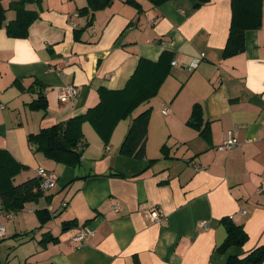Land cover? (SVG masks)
Instances as JSON below:
<instances>
[{
  "label": "crops",
  "instance_id": "crops-1",
  "mask_svg": "<svg viewBox=\"0 0 264 264\" xmlns=\"http://www.w3.org/2000/svg\"><path fill=\"white\" fill-rule=\"evenodd\" d=\"M11 1L1 2L0 149L23 167L14 185L37 178L39 168L56 183L19 212H7L0 200V264H224L264 245V0L261 26L246 30L244 51L227 59L231 0L198 6L133 0L137 7L113 0L94 13L91 26L88 15L78 14L86 0H38L25 6L38 16L20 38L5 29L15 19ZM74 29L83 30L79 41ZM163 53L156 95L123 112L107 143L89 122L81 125L78 166L30 147L28 135L85 114L100 91L123 90L139 60L157 64ZM195 58L200 62L189 72ZM67 85L78 94L60 103ZM39 91L46 109L32 110ZM194 105L201 108L200 131L209 128L205 136L187 125ZM146 110L145 158L127 157L121 144ZM234 128L240 146L217 150ZM43 209L50 219L41 225L35 211ZM154 211L161 213L157 221L150 218ZM227 218L247 240L219 254ZM71 220L75 226L62 232ZM83 228L93 236L72 243Z\"/></svg>",
  "mask_w": 264,
  "mask_h": 264
},
{
  "label": "trees",
  "instance_id": "trees-1",
  "mask_svg": "<svg viewBox=\"0 0 264 264\" xmlns=\"http://www.w3.org/2000/svg\"><path fill=\"white\" fill-rule=\"evenodd\" d=\"M0 0V28L5 23L6 10ZM38 0H13L9 4V10L15 12V19L6 24L5 29L11 37H24L27 27L38 16L36 12L25 9L27 4ZM154 6H158L166 0H148ZM197 6L208 0H196ZM113 0H86V6L78 10L79 15H88V26H91L93 15L112 4ZM127 4L139 6L133 0H126ZM261 3L262 0H231V23L226 44L223 49V58L227 59L244 51V33L248 29H257L261 26ZM83 30L74 29V39L79 41ZM165 58L163 53L157 64L139 60L137 68L125 88L120 91H100V101L85 114L75 116L63 123L55 124L49 128L40 130L38 133L30 134L27 141L35 152L44 154L47 158L63 165L75 167L80 163L83 151L80 148L82 141L81 125L89 122L101 138L107 143L115 124L124 113H130L139 104L148 101L156 95L161 83L159 71ZM142 74V77H139ZM41 86V85H40ZM32 91V90H31ZM107 95L110 99L106 100ZM114 105V106H113ZM47 101L44 91L37 92L35 99L29 107L32 110H45ZM119 108L121 110H119ZM149 111L140 113L133 119L119 149L121 154L127 157L142 160L145 158V143L147 139V124ZM203 124L201 108L194 105L192 114L187 125L197 131ZM209 133L208 126H204L200 135ZM23 167L4 149H0V200L7 212H19L25 203H30L43 197L45 194L39 189L40 178H33L21 184L14 185L15 175ZM41 225H44L50 217L47 210L35 211ZM46 216V217H45ZM221 224L226 230V238L216 249L219 254L225 253L231 247H243L247 235L240 226L231 222L230 218L223 219ZM75 226L74 220L61 224V231L66 232ZM56 240L51 238L50 241ZM264 262V245L254 249L246 256L240 258L238 255H230L224 264H262Z\"/></svg>",
  "mask_w": 264,
  "mask_h": 264
},
{
  "label": "built area",
  "instance_id": "built-area-1",
  "mask_svg": "<svg viewBox=\"0 0 264 264\" xmlns=\"http://www.w3.org/2000/svg\"><path fill=\"white\" fill-rule=\"evenodd\" d=\"M200 62L199 58H195L191 60L188 65L185 67L189 72H192L196 69L198 63ZM176 62H172V65H175ZM78 94V89L72 85H67L59 91L58 100L60 103H66L74 99ZM3 106L0 104V108ZM162 113L165 115L167 113V109L162 110ZM236 128L229 130L222 142L217 146V150L219 151H231L234 148L240 146L238 140L236 139L234 132ZM37 178H40L39 189L46 193L47 191L53 189L55 187V178L47 172L43 168H39L36 170ZM65 206V205H64ZM1 207V206H0ZM161 217L160 212H150V218L154 221L159 220ZM201 226L205 227L206 222H201ZM3 227L0 226V237L2 236ZM93 236V231L87 228H83L77 231L76 234L71 238L72 243H82L85 242L88 237Z\"/></svg>",
  "mask_w": 264,
  "mask_h": 264
},
{
  "label": "rangeland",
  "instance_id": "rangeland-1",
  "mask_svg": "<svg viewBox=\"0 0 264 264\" xmlns=\"http://www.w3.org/2000/svg\"><path fill=\"white\" fill-rule=\"evenodd\" d=\"M57 218V217H56Z\"/></svg>",
  "mask_w": 264,
  "mask_h": 264
}]
</instances>
